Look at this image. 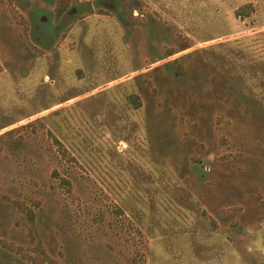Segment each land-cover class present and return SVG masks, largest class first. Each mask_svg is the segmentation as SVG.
<instances>
[{"label":"rangeland","instance_id":"1","mask_svg":"<svg viewBox=\"0 0 264 264\" xmlns=\"http://www.w3.org/2000/svg\"><path fill=\"white\" fill-rule=\"evenodd\" d=\"M57 2L0 0V264H264V0Z\"/></svg>","mask_w":264,"mask_h":264},{"label":"trees","instance_id":"2","mask_svg":"<svg viewBox=\"0 0 264 264\" xmlns=\"http://www.w3.org/2000/svg\"><path fill=\"white\" fill-rule=\"evenodd\" d=\"M68 0H58L57 2V15L60 16L62 13H64L68 7ZM251 13V6L250 4H245L241 7H239L236 10V16L240 19H244L248 17ZM174 52L172 50H169L166 52V57L172 56ZM130 103L133 104L135 108H139L141 106L140 98L137 94H131L129 96ZM56 144H58L59 147H61L60 142L55 138ZM56 175V173H55ZM62 185H69V181L65 178L61 179ZM16 206L19 209H24L25 213L29 216L30 219H33V211L29 208H27L24 204L21 202L16 201ZM0 244L4 245L5 248L8 250H14L15 247L5 244L4 242L0 241ZM20 250L17 249L16 252L18 253ZM25 259H28L33 264H59L56 260L51 258L49 255L46 254V252L42 249L40 244H36L34 247L31 248V251H27L26 253H22Z\"/></svg>","mask_w":264,"mask_h":264}]
</instances>
